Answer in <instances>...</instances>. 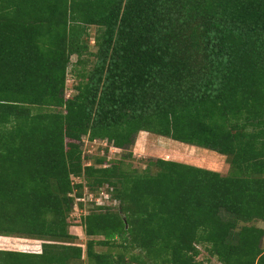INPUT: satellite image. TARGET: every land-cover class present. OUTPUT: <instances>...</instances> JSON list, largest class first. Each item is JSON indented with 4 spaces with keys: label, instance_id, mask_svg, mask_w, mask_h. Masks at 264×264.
Wrapping results in <instances>:
<instances>
[{
    "label": "trees",
    "instance_id": "trees-1",
    "mask_svg": "<svg viewBox=\"0 0 264 264\" xmlns=\"http://www.w3.org/2000/svg\"><path fill=\"white\" fill-rule=\"evenodd\" d=\"M141 130L223 154L229 171L135 170L124 159ZM83 138L129 152L85 157ZM105 186L116 204L80 216L83 248L70 214ZM258 220L264 0H0V237L42 241L0 248V264H203L198 246L264 264Z\"/></svg>",
    "mask_w": 264,
    "mask_h": 264
},
{
    "label": "rangeland",
    "instance_id": "rangeland-1",
    "mask_svg": "<svg viewBox=\"0 0 264 264\" xmlns=\"http://www.w3.org/2000/svg\"><path fill=\"white\" fill-rule=\"evenodd\" d=\"M90 37H89V47L91 52L95 50V47L93 45V37L96 33V29L94 27H91L88 30ZM89 60H92V57H90ZM75 61V58H73V62ZM72 66L68 69L69 76L68 80L66 81V88H65V95L66 96H72L74 95V86L78 82V78L76 75L71 71ZM144 138V139H143ZM147 138V140H146ZM181 148H179V147ZM186 145L185 143H181L179 141H175L169 137H165L162 135H158L149 131L141 130L134 141L133 146L131 147V156L124 159V162L128 164L131 168H134L135 170H144V168L147 166V162L149 160H153L156 158H166L168 160H179L183 158V153L179 156V153L177 150V147L179 149L185 150L184 154L186 156L192 155V149L190 150V154L187 149H185ZM109 143L106 142V145H104V140L97 139L96 143H88L84 142L82 145L83 154L85 157L90 156H98L101 155L104 152H106V155L109 159H120L123 157V154H127L129 151H125L120 149L114 150ZM182 151V150H181ZM178 153V154H177ZM183 160V159H182ZM190 162L189 159H186ZM193 159H191V162ZM180 162V161H179ZM152 171L155 170V167L151 168ZM75 181H79L78 178L74 179ZM105 196V195H104ZM109 196V195H108ZM91 196L88 194V191L85 190L83 194V201L78 204V202L74 203L72 213L70 214V227L69 230L71 234H73L76 239L75 243L78 245H81L83 248H85V242L88 238V236L85 235L83 232V229L81 227V218L80 216L82 214H85L86 212H89L92 208H94V199H89ZM103 200H105L103 198ZM97 202H100V199L96 200ZM107 204H110L111 206H115L114 200H106L104 201ZM98 204V203H96ZM255 225L261 227L264 229V222L263 221H255ZM41 240L36 239H30V238H24V237H14V236H7V237H0V248L1 249H12V250H20V251H40L41 250ZM262 247L264 248V237L262 239ZM200 249V254L197 256V260L202 262L203 264H217V260L215 257H209L207 254V251L201 247L198 246ZM98 250H104L105 248L102 247H96ZM83 264H87L86 261L83 262Z\"/></svg>",
    "mask_w": 264,
    "mask_h": 264
},
{
    "label": "crops",
    "instance_id": "crops-1",
    "mask_svg": "<svg viewBox=\"0 0 264 264\" xmlns=\"http://www.w3.org/2000/svg\"><path fill=\"white\" fill-rule=\"evenodd\" d=\"M146 140H147V138H146ZM178 147H177V150H179L178 151L179 156L183 153V156H182L183 158H181L179 160H173V161H177V162L180 161L181 163L191 164V165H194V166H197L200 168L216 171L222 175L227 174L229 171L230 165L227 162L226 156L223 154H220V153L213 151V150H210V149H206L203 147L188 144V146H185V149H187V147H188L189 154L191 153L190 152L191 149L193 151H192V155L186 156V154H184L185 150L179 149L181 147H179V148ZM164 159H166V158H164ZM186 159H189L190 162ZM191 159H193L192 162H191Z\"/></svg>",
    "mask_w": 264,
    "mask_h": 264
},
{
    "label": "built area",
    "instance_id": "built-area-1",
    "mask_svg": "<svg viewBox=\"0 0 264 264\" xmlns=\"http://www.w3.org/2000/svg\"><path fill=\"white\" fill-rule=\"evenodd\" d=\"M96 140L97 139H95V140H92V141H89L88 139H86V138H83V141L84 142H88V143H96ZM106 140H104V145H106ZM108 143V142H107ZM112 146V145H111ZM111 148H114V150H120V148H117V147H114V146H112V147H110V149ZM109 189L111 190L112 188L111 187H109ZM91 197L89 198V199H94L93 201H95L94 203L96 204V203H98L97 205H105V204H107V203H105L104 201H106V200H111V193H110V191H108L107 190V186H105V187H102L101 188V190L98 192V194L97 195H93L92 193H88ZM105 195V196H104ZM109 195V196H108ZM103 198L105 199V200H103ZM81 199V201H83V197L82 198H80ZM97 199H100V202L98 201H96Z\"/></svg>",
    "mask_w": 264,
    "mask_h": 264
}]
</instances>
